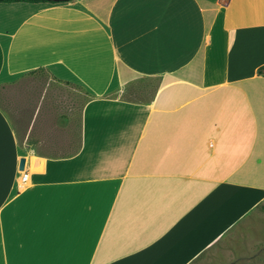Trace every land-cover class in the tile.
Returning <instances> with one entry per match:
<instances>
[{"label":"crops","instance_id":"1","mask_svg":"<svg viewBox=\"0 0 264 264\" xmlns=\"http://www.w3.org/2000/svg\"><path fill=\"white\" fill-rule=\"evenodd\" d=\"M263 67L264 0L0 2V84L90 93L62 154L0 107V264H264Z\"/></svg>","mask_w":264,"mask_h":264},{"label":"rangeland","instance_id":"2","mask_svg":"<svg viewBox=\"0 0 264 264\" xmlns=\"http://www.w3.org/2000/svg\"><path fill=\"white\" fill-rule=\"evenodd\" d=\"M76 83H60L44 70L0 84V107L20 143L62 154L77 143L80 113L90 98Z\"/></svg>","mask_w":264,"mask_h":264},{"label":"trees","instance_id":"3","mask_svg":"<svg viewBox=\"0 0 264 264\" xmlns=\"http://www.w3.org/2000/svg\"><path fill=\"white\" fill-rule=\"evenodd\" d=\"M0 2L4 3H13V2H28V3H39V2H49V3H57L59 1H54V0H0ZM264 72V67L263 69H260ZM262 208L264 209V202L262 205Z\"/></svg>","mask_w":264,"mask_h":264},{"label":"water","instance_id":"4","mask_svg":"<svg viewBox=\"0 0 264 264\" xmlns=\"http://www.w3.org/2000/svg\"><path fill=\"white\" fill-rule=\"evenodd\" d=\"M54 1H67V0H54ZM227 0H220L221 3H226ZM25 167V157H21L19 160L18 168L19 170H24Z\"/></svg>","mask_w":264,"mask_h":264},{"label":"built area","instance_id":"5","mask_svg":"<svg viewBox=\"0 0 264 264\" xmlns=\"http://www.w3.org/2000/svg\"><path fill=\"white\" fill-rule=\"evenodd\" d=\"M26 178V175H23V179H25Z\"/></svg>","mask_w":264,"mask_h":264}]
</instances>
